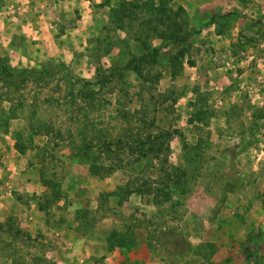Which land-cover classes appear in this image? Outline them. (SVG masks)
Masks as SVG:
<instances>
[{
  "label": "rangeland",
  "instance_id": "1",
  "mask_svg": "<svg viewBox=\"0 0 264 264\" xmlns=\"http://www.w3.org/2000/svg\"><path fill=\"white\" fill-rule=\"evenodd\" d=\"M172 3L194 33L181 72L171 46L146 61L149 82L123 72L100 89V74L145 51L112 22L117 1L0 0V57L28 70L0 82V264H124L135 252L151 264H264V0ZM87 82L94 104L78 96ZM123 111L180 132L169 159L188 183L170 201L155 203V160L121 155L130 166L90 174L82 131L128 133ZM127 230L137 245L110 252Z\"/></svg>",
  "mask_w": 264,
  "mask_h": 264
},
{
  "label": "trees",
  "instance_id": "2",
  "mask_svg": "<svg viewBox=\"0 0 264 264\" xmlns=\"http://www.w3.org/2000/svg\"><path fill=\"white\" fill-rule=\"evenodd\" d=\"M111 1L105 0L107 4ZM115 1L118 2V6L111 9L112 22L119 28L127 30L132 39L142 44L145 51L141 55L129 59L124 67L115 68L107 75L100 74L96 85L100 89H104L111 84V79H114L117 73L123 74V72L134 73L141 80L149 82L151 78L145 74L146 61L155 63L162 49L171 46H182L179 49L177 47L176 52L170 56L171 71L174 75H178L183 68V59L187 53L185 46L190 43L194 35L189 29L187 10L183 6L174 7L172 0ZM137 22L140 23L137 24ZM136 26H139L137 32H135ZM154 39H159L162 45L154 47L152 45ZM24 72L28 73V70L14 71L7 61L0 57V82L3 85H15L20 78L23 80ZM47 73L49 74L48 71ZM96 85L89 82L84 83L83 87L78 90V96L84 102L90 99V104H94V96L97 91L93 86ZM70 94L74 95L73 92ZM205 114L204 111L199 110L197 112L199 120L204 119ZM122 116L127 124V128L124 130L128 132L123 135L113 138L106 131L100 129L95 136H90L86 128L82 131L83 145L80 150L82 158L90 166V174L107 176L119 168L130 166L129 162L121 160V155L131 159L132 165L142 161L155 160L158 162V177L152 183L158 184L162 190V194L154 198L155 203L164 202L162 198L170 201L173 192L180 190L188 183V170L172 164L169 159L171 142L180 132L176 129L160 127L157 124V117H151L149 113L123 111ZM187 148L185 143L184 149ZM114 158H117V161L114 162ZM104 160L113 161V163L107 164ZM123 190L127 194L144 191V189ZM149 190L146 189V191ZM0 229H2V225H0ZM107 241L110 252L116 248L131 249L138 243L135 233L130 230L121 234L113 232ZM186 248L189 249V247ZM38 261L40 264H49V261L44 258H39Z\"/></svg>",
  "mask_w": 264,
  "mask_h": 264
},
{
  "label": "crops",
  "instance_id": "3",
  "mask_svg": "<svg viewBox=\"0 0 264 264\" xmlns=\"http://www.w3.org/2000/svg\"><path fill=\"white\" fill-rule=\"evenodd\" d=\"M116 253V252H114ZM134 258H131L126 264H135V262L137 263H141V264H151L153 261L152 257H148L145 254L142 253H133L132 255ZM123 261H126L125 257L121 258ZM120 258H115V264H122V260ZM124 263V264H125Z\"/></svg>",
  "mask_w": 264,
  "mask_h": 264
}]
</instances>
